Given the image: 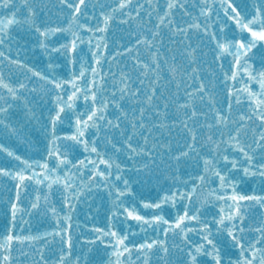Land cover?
<instances>
[{"label":"snow or ice","instance_id":"obj_1","mask_svg":"<svg viewBox=\"0 0 264 264\" xmlns=\"http://www.w3.org/2000/svg\"><path fill=\"white\" fill-rule=\"evenodd\" d=\"M0 137V264H264V0H0Z\"/></svg>","mask_w":264,"mask_h":264},{"label":"water","instance_id":"obj_2","mask_svg":"<svg viewBox=\"0 0 264 264\" xmlns=\"http://www.w3.org/2000/svg\"><path fill=\"white\" fill-rule=\"evenodd\" d=\"M46 63H47V60L45 61ZM60 67H62V66H60ZM106 68L108 67L107 65L105 66ZM56 68V67H55ZM54 68V69H55ZM58 70V69H57ZM8 145L9 146H12V145H10L9 143H8ZM13 151H15V152H17L18 154H20V155H26V154H24L23 153V151L21 150V149H17V150H13ZM27 156V155H26ZM11 189H12V184H11V182H10V191H11ZM29 192L31 193L32 192V189L30 188L29 189ZM257 211L259 212L260 210L259 209H257ZM173 243V241L172 240H169V244L171 245Z\"/></svg>","mask_w":264,"mask_h":264}]
</instances>
